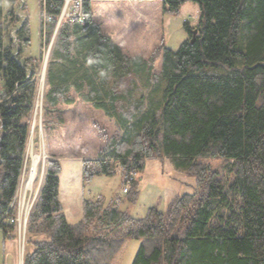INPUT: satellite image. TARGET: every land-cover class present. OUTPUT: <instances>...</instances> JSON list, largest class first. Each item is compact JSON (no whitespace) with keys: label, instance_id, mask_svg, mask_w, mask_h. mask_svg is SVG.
Listing matches in <instances>:
<instances>
[{"label":"trees","instance_id":"1","mask_svg":"<svg viewBox=\"0 0 264 264\" xmlns=\"http://www.w3.org/2000/svg\"><path fill=\"white\" fill-rule=\"evenodd\" d=\"M188 1L198 12L193 25L182 23L188 37L176 50L160 43L147 58L126 54L102 31L91 0H83L87 20L61 21L46 67L42 127L58 104L74 101L72 88L115 125L107 136L93 122L105 144L82 158L83 184L119 170L123 193L131 172L134 178L123 195L83 197L71 222L60 199L61 162L48 159L27 216L22 264H113L127 239L139 240L130 264H264V0H161L162 11L178 14ZM60 8L56 1L47 11L57 16ZM14 13L7 11L19 20ZM54 27L55 17L46 23L48 40ZM6 29L0 0L4 237L15 233L6 216L16 212L15 201L8 206L23 174L38 64L15 53ZM17 35L29 43L27 18ZM155 157L192 176L193 191L174 195L165 210L152 205L133 216L121 205L137 201L140 173ZM203 158L224 159V170Z\"/></svg>","mask_w":264,"mask_h":264},{"label":"rangeland","instance_id":"2","mask_svg":"<svg viewBox=\"0 0 264 264\" xmlns=\"http://www.w3.org/2000/svg\"><path fill=\"white\" fill-rule=\"evenodd\" d=\"M40 4V0H16L15 3L12 0H2L6 27H9L11 22L12 24L16 23L15 18L8 17L7 14L11 7L20 14L18 15L20 18L28 19L29 43L22 44L20 52L23 58L32 56L38 60V64L34 65L36 74L40 71L46 47L51 42L46 63L48 64L56 36H53L52 32L48 40L45 32V38L43 37L41 27L43 14ZM90 12L91 17L100 25L102 31L114 39L122 51L128 55L138 54L146 58L162 42L167 47L176 50L180 43L188 37L187 32L182 28L183 21H189L193 25L198 17L196 4L191 1L184 3L178 14H172L162 11L161 0H91ZM159 64L160 56L156 57L153 63L154 72L158 71ZM44 92L45 80L43 94ZM70 95L74 97V101L58 104L56 110L52 112V121L48 126H41L40 129L36 123L33 132L32 153L31 155L28 153V156L25 154L27 161L26 165L24 163L25 168L23 167L24 180L22 183L26 184L33 153L39 156L35 175L30 183L31 190L36 193L45 172L46 161L59 157L57 159L60 160L62 166L60 173L61 199L66 204V213L69 220L72 221L75 218V212L71 214L68 207L79 212L81 197L92 198L97 194H102L110 198L117 194L123 195V193H121L122 176L119 170L110 175H95L83 184L81 179L82 158L95 157L105 144V140L98 137L93 122H99L98 125L107 131V136L115 132V125L112 119L104 115L102 111L93 108L72 88ZM42 119L43 104L41 125ZM201 161L209 163L212 168L224 170L225 160L222 158H203ZM139 181L137 201L135 203L125 202L121 205V209L133 216L144 215L147 208L152 205H157L160 210H165L174 195L192 192L194 186V178L176 169L170 159L166 157L148 159L140 173ZM26 191V196H28L30 189ZM2 238L3 233L0 230V260L3 254ZM5 245L13 250L14 255L17 254L18 240L16 238H13V242L6 239ZM138 245L139 240L127 239L116 255L113 264H130ZM26 247L28 245L25 246V249Z\"/></svg>","mask_w":264,"mask_h":264},{"label":"built area","instance_id":"3","mask_svg":"<svg viewBox=\"0 0 264 264\" xmlns=\"http://www.w3.org/2000/svg\"><path fill=\"white\" fill-rule=\"evenodd\" d=\"M56 1H61V8L57 16L47 11L48 6L49 5L52 6ZM40 2H41L40 5L42 6L41 11L43 14V22H42L41 27H42V33H43L44 38H45V32H46V23L54 19V17H55V27L53 30V36L55 35L62 20L68 19L70 21L76 20V21L82 22V21L87 20L90 17V15L83 10V0H40ZM14 14L16 17L19 18V20H17L15 24H11V26L7 27L4 39L9 40L14 45L15 53H18L20 50L21 44L18 39L17 30L21 26L23 18H20V16H18L20 14L17 13L16 11ZM45 44H44V47H46ZM51 44L52 43L50 42L46 47L45 53L42 58V64L40 67V71L37 74L34 73V75L37 76V89H36V95H35L34 102H33V109H32V115H31L30 126H29V134H28L27 147H26L27 156H28V153L30 155L32 153L34 127L36 126V123H37L38 128L41 129V126H42L41 125V115H42V104H43V98H44L43 89H44V80H45V70H46V65H47L46 63H47V58L49 56ZM20 58L21 59L23 58L21 55V52H20ZM27 71L28 73L30 72L28 67H27ZM27 156H25V158ZM26 159L24 160V163L27 161ZM133 178H134V173L131 172L129 176L126 178V180L124 181V184L122 187L123 193L127 192L129 185H130V181ZM23 180H24V172L21 176L18 187L15 191L14 198L8 206V209L11 208L14 205V201H15L16 212L14 214L6 216L7 221L9 223H12L15 226V235L17 236V240H18V256H19L17 264H22L23 254L25 250L27 216L29 213V209L31 208L35 200L36 194H37L36 192H33L31 190V185L26 186L25 183L23 184L22 183ZM27 189H30L28 196H26ZM0 264H11V263H7L3 261V262H0Z\"/></svg>","mask_w":264,"mask_h":264},{"label":"crops","instance_id":"4","mask_svg":"<svg viewBox=\"0 0 264 264\" xmlns=\"http://www.w3.org/2000/svg\"><path fill=\"white\" fill-rule=\"evenodd\" d=\"M55 157H57V156H55ZM57 158H59V157H57ZM81 179H82V175H81ZM60 199H61V191H60ZM81 199H82V197H81ZM61 201L64 204V210H65V213H66V209H67L66 208V204L64 203V201L62 199H61ZM80 204H81V201H80ZM68 210L70 211L71 214H73V212H75V218L72 221L69 220L68 215L66 213V216H67L68 220L71 221V222L77 221L79 219L80 215H81V208H80V211L79 212H77V210L74 211V208L72 209L71 207H68ZM10 234H8V236H6V237L3 236V238H2V242H3V254H2V258H1L0 262H3L4 261V262H7V263H11V264H17V261H18V258H19L18 252H17L16 255H14L13 254V250L7 248L6 245H5V240L6 239L9 240V241L11 240L12 242H13V238L14 239L15 238L17 239V236L15 235L14 232H13L14 235L12 234V236H11ZM25 246H26V244H25ZM28 248H29V246L26 247V249H28Z\"/></svg>","mask_w":264,"mask_h":264},{"label":"bare ground","instance_id":"5","mask_svg":"<svg viewBox=\"0 0 264 264\" xmlns=\"http://www.w3.org/2000/svg\"><path fill=\"white\" fill-rule=\"evenodd\" d=\"M38 160H39V156L37 154L33 153L32 162H31V166H30V171H29V174H28V178L26 180V186H29L31 181L34 178L35 170H36V164H37Z\"/></svg>","mask_w":264,"mask_h":264},{"label":"water","instance_id":"6","mask_svg":"<svg viewBox=\"0 0 264 264\" xmlns=\"http://www.w3.org/2000/svg\"><path fill=\"white\" fill-rule=\"evenodd\" d=\"M194 33H195V31H194ZM193 33V34H194ZM194 40V36L192 37V41ZM157 155H159V156H161V153H158ZM22 263H23V259H22Z\"/></svg>","mask_w":264,"mask_h":264}]
</instances>
